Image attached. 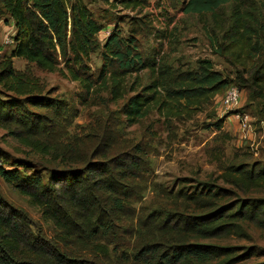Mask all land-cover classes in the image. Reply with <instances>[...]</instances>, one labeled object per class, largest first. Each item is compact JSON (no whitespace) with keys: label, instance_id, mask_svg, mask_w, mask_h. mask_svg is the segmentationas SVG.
Instances as JSON below:
<instances>
[{"label":"trees","instance_id":"16d2710c","mask_svg":"<svg viewBox=\"0 0 264 264\" xmlns=\"http://www.w3.org/2000/svg\"><path fill=\"white\" fill-rule=\"evenodd\" d=\"M95 1L0 0V20L11 21L15 30L10 54L0 53V86L24 100H35L33 96L42 93L38 79L14 69L12 58H23L76 81L87 95L108 92L109 99L117 102L133 92L121 109L122 124L131 126L151 112L169 123L172 118L200 111L233 82L247 91L248 99L258 102L257 115L264 123V0L182 2L184 14L211 18L213 53L241 67L231 80L208 58H198L194 68L178 70L163 55L144 60L138 51L136 29L126 36L113 26L100 43L99 34L107 26L90 6ZM143 2L120 0L132 9L141 8ZM165 32L159 37H165ZM98 49L102 64L93 77L89 62ZM143 69L150 81L137 85L136 74ZM133 74L135 80L128 87ZM45 102V106L60 108L57 102ZM15 105L0 97V127L31 154L51 157L62 167L48 170L46 176L43 171L28 169L30 160L20 158L6 166V157L4 161L0 156V177L26 195L39 208L42 220L52 226V231L35 230L28 214L0 193V264H235L254 248L237 255L236 246L200 240L244 235V222L264 233V196H252L264 190V164L229 163L218 177L221 183H178L163 189L149 179L140 144L127 142L130 152L109 156L103 151L99 158L94 153L93 161L82 168L69 167L73 160H82L81 150L88 138L76 137L75 144L66 142L59 147L49 131L43 130L47 129L45 119L35 122L32 113L15 111ZM223 120L215 127L221 128ZM110 130H104L105 148L119 143ZM148 181L155 195L173 198V204L179 200L190 203L195 211L159 212L155 208L154 218L145 221L147 216L140 214L135 203L143 188L149 187Z\"/></svg>","mask_w":264,"mask_h":264},{"label":"rangeland","instance_id":"374dc122","mask_svg":"<svg viewBox=\"0 0 264 264\" xmlns=\"http://www.w3.org/2000/svg\"><path fill=\"white\" fill-rule=\"evenodd\" d=\"M183 1L144 0L141 8L132 9L124 7L120 0H96L90 6L107 26L99 34L100 43H103L113 26L120 27L122 34L126 36L133 33L131 29H136L137 33L134 35L138 51L144 60L151 61L154 54H157V57L163 55L172 62L170 64L174 69L178 70L194 68L198 58H208L213 61L216 70L230 76V80L233 79L234 71L241 70V67L227 57L213 53L209 42V36L214 35L211 30L213 25L211 18L209 15L200 18L197 15L184 14L181 9ZM162 31H166L165 37H159ZM14 32L11 21L0 20V53L4 56H8L13 47ZM12 63L16 71L38 79L43 87L42 93L33 96L35 100L31 99L32 97L24 100V96H16L0 86L1 98L13 101L16 104L13 107L15 111L20 109L22 112L32 113L31 117L35 122L41 118L45 119L43 124L47 129L43 130L49 131V137L54 139V144L59 147H65L66 142L75 144L76 137L88 138L84 149L81 150L82 160H73L69 167L82 168L86 163L93 161L94 153L95 158H99L103 151L109 156L115 155L118 151L130 152L128 146L125 147L127 142L129 145L140 144L145 156L143 165L148 170L149 179L152 184H162L163 189L175 188L178 183L188 186L198 181L221 183L218 177L223 167L229 163L264 164V123L259 121L257 115L258 102L248 99L245 90L239 89V102L236 106V109L248 117L249 125L245 130L239 127L237 118L231 115L232 111H223L222 97L225 92L215 95L202 110L172 118L169 123L164 122L161 115L151 112L134 125L124 126L121 109L133 92L129 91L124 98L113 102L109 99L108 92H91L87 95L76 81L59 72L42 70L23 58L14 57ZM101 64L98 49L92 53L89 62L93 77L98 74ZM136 75L137 80L135 74L128 78V87L132 86L134 80L137 85H145L150 81L147 69ZM231 84L235 85L233 82ZM45 100H50L53 104L59 103L60 108L56 110L45 106ZM227 114L229 115L223 118ZM219 119H224L222 127L216 128L215 123ZM120 124L121 128L118 126ZM105 129H111V135L119 142L115 147H104L107 145L103 141ZM37 136L41 137V134ZM26 149L6 129L0 127V156L4 161L6 159L4 162L6 166H13L12 164L20 158H25L30 160L28 169L43 171L46 176L48 170L62 167L60 161L47 156H35ZM152 184L148 181L149 187L143 188L140 201L137 200L135 203L140 214L147 216L145 221L154 218L152 214L156 211L152 210L155 208L160 209L159 212L195 211L190 203L179 200L180 202L173 204V198L164 200L162 194L155 195L156 190H151ZM0 193L14 206L28 214L35 230L52 231L51 224L42 220L39 208L31 205L26 195L12 188L1 177ZM137 196L138 193L134 198ZM252 196L263 197L264 190L256 191ZM243 227L244 235L229 234L200 241L236 246L237 255L254 248L253 254L251 252L243 256L235 264L264 263V233L247 222H244Z\"/></svg>","mask_w":264,"mask_h":264},{"label":"built area","instance_id":"2783aa9c","mask_svg":"<svg viewBox=\"0 0 264 264\" xmlns=\"http://www.w3.org/2000/svg\"><path fill=\"white\" fill-rule=\"evenodd\" d=\"M239 88L235 85H230L226 88L225 93L222 97V107L223 111L228 112L232 111L231 115L235 116L238 120L239 127L245 130L246 127H248V117L247 115H243L242 111H239L236 109V106L239 102Z\"/></svg>","mask_w":264,"mask_h":264}]
</instances>
